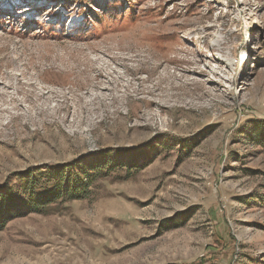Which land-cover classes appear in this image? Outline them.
<instances>
[{"label":"rangeland","instance_id":"obj_1","mask_svg":"<svg viewBox=\"0 0 264 264\" xmlns=\"http://www.w3.org/2000/svg\"><path fill=\"white\" fill-rule=\"evenodd\" d=\"M262 126L264 0H0V188L114 168L0 264H264Z\"/></svg>","mask_w":264,"mask_h":264},{"label":"trees","instance_id":"obj_2","mask_svg":"<svg viewBox=\"0 0 264 264\" xmlns=\"http://www.w3.org/2000/svg\"><path fill=\"white\" fill-rule=\"evenodd\" d=\"M261 129L264 137V127ZM113 169L99 164L83 166L76 173L70 166H40L14 175L0 188V230L29 213L43 216L66 213L71 202L87 197L92 182L106 178Z\"/></svg>","mask_w":264,"mask_h":264},{"label":"bare ground","instance_id":"obj_3","mask_svg":"<svg viewBox=\"0 0 264 264\" xmlns=\"http://www.w3.org/2000/svg\"><path fill=\"white\" fill-rule=\"evenodd\" d=\"M244 57H246V55H244Z\"/></svg>","mask_w":264,"mask_h":264}]
</instances>
